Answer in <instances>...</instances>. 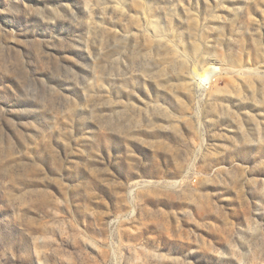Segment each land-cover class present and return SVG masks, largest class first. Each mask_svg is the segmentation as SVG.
<instances>
[{
    "label": "rangeland",
    "instance_id": "1",
    "mask_svg": "<svg viewBox=\"0 0 264 264\" xmlns=\"http://www.w3.org/2000/svg\"><path fill=\"white\" fill-rule=\"evenodd\" d=\"M0 264H264V0H0Z\"/></svg>",
    "mask_w": 264,
    "mask_h": 264
},
{
    "label": "bare ground",
    "instance_id": "2",
    "mask_svg": "<svg viewBox=\"0 0 264 264\" xmlns=\"http://www.w3.org/2000/svg\"><path fill=\"white\" fill-rule=\"evenodd\" d=\"M208 68H210V69H214V66H211V64H210V66H209ZM210 69H209V70H210ZM195 74H196V79H195V82H196V83H197L198 81L202 82L203 84L210 83V78L207 77V74H206L205 70H203L202 72H196ZM200 82H199V83H200ZM204 86H205V85H203V87H204Z\"/></svg>",
    "mask_w": 264,
    "mask_h": 264
}]
</instances>
